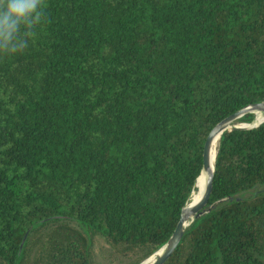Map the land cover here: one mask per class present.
Wrapping results in <instances>:
<instances>
[{
    "label": "trees",
    "instance_id": "obj_1",
    "mask_svg": "<svg viewBox=\"0 0 264 264\" xmlns=\"http://www.w3.org/2000/svg\"><path fill=\"white\" fill-rule=\"evenodd\" d=\"M260 102L264 0H44L0 55V264H141ZM208 206L163 264H264V121L222 133Z\"/></svg>",
    "mask_w": 264,
    "mask_h": 264
},
{
    "label": "water",
    "instance_id": "obj_2",
    "mask_svg": "<svg viewBox=\"0 0 264 264\" xmlns=\"http://www.w3.org/2000/svg\"><path fill=\"white\" fill-rule=\"evenodd\" d=\"M248 112L256 113H263L264 114V102L255 103L250 106H247L234 114L228 116L221 122H219L209 133L203 150V166L200 175L196 179V184H198L201 180L204 181V190L202 194V198L199 202L194 205L187 204L183 207L180 220L168 239V241L154 254L160 252V254L155 258V260L151 264H163L175 251L178 247L181 238L184 234L185 228L192 223L195 219L200 217L202 214L206 212L209 208V201L213 190V178H214V171H215V159L217 150L215 151L214 158L212 155L213 151V144L217 138L220 139L222 133L226 130L232 128H248V127H255L264 121L261 120L258 123H250L245 124L242 123L241 125H234V122ZM212 158L214 159L213 167H212ZM153 254V255H154ZM152 256V255H151ZM150 256V257H151ZM147 260V259H146ZM145 260V261H146ZM145 261L142 263L144 264Z\"/></svg>",
    "mask_w": 264,
    "mask_h": 264
},
{
    "label": "clouds",
    "instance_id": "obj_3",
    "mask_svg": "<svg viewBox=\"0 0 264 264\" xmlns=\"http://www.w3.org/2000/svg\"><path fill=\"white\" fill-rule=\"evenodd\" d=\"M43 20L44 0H0V55L27 49Z\"/></svg>",
    "mask_w": 264,
    "mask_h": 264
},
{
    "label": "bare ground",
    "instance_id": "obj_4",
    "mask_svg": "<svg viewBox=\"0 0 264 264\" xmlns=\"http://www.w3.org/2000/svg\"><path fill=\"white\" fill-rule=\"evenodd\" d=\"M256 114H259V119L258 121H254V123H258L260 122L261 120L264 119V114L263 113H256ZM256 118H257V115H256ZM255 118V119H256ZM246 124V123H245ZM236 125H241V124H236ZM218 145H219V138L216 139V141L214 142L213 144V151H212V155H213V158H214V154H215V151L217 150L218 148ZM212 158V167H213V163H214V159ZM203 190H204V181L201 180L198 184H196V189L195 191L192 193L191 197H190V200H189V205H194L196 204L197 202H199L202 198V194H203ZM200 199V200H199ZM199 200V201H198ZM160 254V252L152 255L151 257H149L144 264H151L155 258Z\"/></svg>",
    "mask_w": 264,
    "mask_h": 264
},
{
    "label": "rangeland",
    "instance_id": "obj_5",
    "mask_svg": "<svg viewBox=\"0 0 264 264\" xmlns=\"http://www.w3.org/2000/svg\"><path fill=\"white\" fill-rule=\"evenodd\" d=\"M256 115H257V114H256ZM260 189H261V188H260ZM142 263H143V262H142ZM142 263H141V264H142Z\"/></svg>",
    "mask_w": 264,
    "mask_h": 264
}]
</instances>
